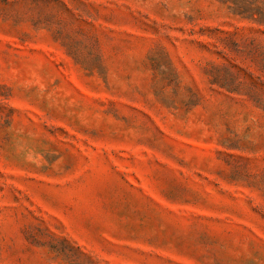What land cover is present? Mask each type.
<instances>
[{
    "label": "rangeland",
    "instance_id": "obj_1",
    "mask_svg": "<svg viewBox=\"0 0 264 264\" xmlns=\"http://www.w3.org/2000/svg\"><path fill=\"white\" fill-rule=\"evenodd\" d=\"M0 264H264V0H0Z\"/></svg>",
    "mask_w": 264,
    "mask_h": 264
}]
</instances>
